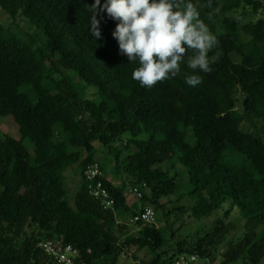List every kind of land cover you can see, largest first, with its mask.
I'll return each mask as SVG.
<instances>
[{
	"label": "trees",
	"instance_id": "trees-1",
	"mask_svg": "<svg viewBox=\"0 0 264 264\" xmlns=\"http://www.w3.org/2000/svg\"><path fill=\"white\" fill-rule=\"evenodd\" d=\"M191 2L219 42L209 57L221 55L204 73L187 66L186 52L181 72L149 89L132 79L139 64L120 53L117 22L106 12L98 16L101 38L92 37L95 0H0L12 26L24 16L44 38L23 42L0 23V118L12 116L21 135L0 138V264H58L40 247L47 240L72 245L86 264H119L131 246L148 250L143 264L181 254L213 263L222 243L221 264L264 263V4ZM192 75L202 83L187 85ZM89 88L99 102L84 97ZM99 153L123 161L116 172L123 169L128 183L105 175ZM93 164L114 209L89 194L84 171ZM73 166L81 178L74 206L65 176ZM127 186L142 193L140 208L128 201ZM186 197L191 208L181 204ZM146 207L167 218L187 212L195 222L225 210L212 230L170 251L178 230L169 239L157 225L130 232L128 219ZM235 211L242 224H226Z\"/></svg>",
	"mask_w": 264,
	"mask_h": 264
},
{
	"label": "clouds",
	"instance_id": "clouds-1",
	"mask_svg": "<svg viewBox=\"0 0 264 264\" xmlns=\"http://www.w3.org/2000/svg\"><path fill=\"white\" fill-rule=\"evenodd\" d=\"M89 10L92 13L90 32L96 40L102 35L98 16L106 12L117 22L113 38L122 55L130 62H138L132 79L141 87L150 89L158 82L175 78L181 72L186 52L192 53L187 66L204 73L212 71L211 64L221 55L217 51L209 57L219 42L201 21L191 0H104L103 4L95 0ZM185 82L196 87L202 80L192 75Z\"/></svg>",
	"mask_w": 264,
	"mask_h": 264
},
{
	"label": "rangeland",
	"instance_id": "rangeland-1",
	"mask_svg": "<svg viewBox=\"0 0 264 264\" xmlns=\"http://www.w3.org/2000/svg\"><path fill=\"white\" fill-rule=\"evenodd\" d=\"M260 1L264 4V0H260ZM0 23H2L6 27L8 26L11 29L9 33L15 35L19 40L23 42H27L30 37H37V38L39 37L41 38V40L44 39L42 34L40 35V32H38L37 28L34 27L28 21V19H26L24 16L19 17L17 24H15V26H12L13 25L12 20L8 17V15L0 11ZM79 85L81 86L80 83ZM83 86H86L85 82L83 83ZM94 91L96 92V90H94L93 88H89V89H83L82 93L85 98H90L96 102H99L100 98L98 97L97 94L96 96L94 95L95 93ZM240 111H241V106L239 105L236 112H240ZM5 135L11 136L15 139H20L21 137L20 132H19V127L15 123L14 118L12 116H9L6 118H0V138H2ZM262 135L264 136V131ZM143 137L146 139V135H143ZM128 138H131V136H128ZM122 142L123 141H120L118 145L121 147V150L123 151V155H126V151L123 150ZM25 146L29 151L32 150V144L30 143V141H26ZM231 155H232V150L229 149L227 151V156L231 157ZM98 157L100 159V162L104 164L105 175L109 179L114 181V184L118 186L121 184V182L127 181L126 183H128V180L130 178L126 177V175L123 172V169L119 173L116 172L119 167L124 168L123 161L116 163L112 161V158H110L111 157L110 155H104L101 153H99ZM239 161L241 163H246L248 162V158L241 157L239 158ZM65 176H66V181L68 185L67 187H68L69 201L71 205L74 206V200H75L74 198H75L76 192L80 188L81 178H80V175L78 174V171L76 170L74 166L65 172ZM124 194L126 195L129 202L137 204V208H140L143 205V202L137 199L136 195L133 193V190L130 186L129 187L127 186L125 188ZM181 204L183 206H186L187 208H191L193 206V202L188 197H186L182 201ZM224 210L225 208L217 211L213 215V217L208 220H200L203 222H195L196 220L194 219H192L193 221H189V219L191 218L190 217L191 214H187V212H181L179 210L171 213V216H169V218L163 216V213L161 211H157L155 213H156V219H157V226L161 230H164L163 233L167 236L168 239L170 238L169 233L171 230L173 231L178 230L176 233L175 240H172V241L170 240L169 244L167 245V248L170 251H173L176 249L175 241L183 240L184 238H187L189 242L192 243L197 240L196 239L197 237L204 234L206 230L208 231L210 229L212 230L216 226V222L223 218V217L221 218V216H223ZM167 211H171V207ZM183 222L184 223L186 222L187 227L179 230L180 225ZM230 222H233L237 226L242 224V219L240 218V216L238 215L236 211L232 212L229 218L225 220L226 224H229ZM130 232L133 234V236L137 235V232L134 230V228H131ZM233 233H235V231ZM226 250H227V246L225 245V243H222L218 245V247L216 248L214 247L213 249V252H212L213 263H210L206 258L205 259L201 258L200 263L201 264H221L222 255L224 254V252H226ZM149 258H150V255L147 249H140L138 247L131 246L129 249V255L123 256V258L120 259L119 264H143V262L148 261Z\"/></svg>",
	"mask_w": 264,
	"mask_h": 264
},
{
	"label": "built area",
	"instance_id": "built-area-1",
	"mask_svg": "<svg viewBox=\"0 0 264 264\" xmlns=\"http://www.w3.org/2000/svg\"><path fill=\"white\" fill-rule=\"evenodd\" d=\"M103 172L97 164L89 165L84 171V177L89 182V194L101 201L104 209H114L115 199L106 188L102 180ZM143 187H146L143 184ZM137 199L142 198V193L138 188L132 189ZM127 224L131 227L143 225H157L156 213L151 207H146L134 217H131ZM40 247L44 252L57 261L58 264H86L79 262V251L70 244H65L62 240H47ZM201 257L197 255L181 254L162 264H201Z\"/></svg>",
	"mask_w": 264,
	"mask_h": 264
}]
</instances>
